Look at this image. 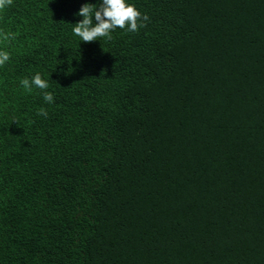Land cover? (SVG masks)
Wrapping results in <instances>:
<instances>
[{"label": "trees", "instance_id": "trees-1", "mask_svg": "<svg viewBox=\"0 0 264 264\" xmlns=\"http://www.w3.org/2000/svg\"><path fill=\"white\" fill-rule=\"evenodd\" d=\"M99 2L0 10V264H264V0Z\"/></svg>", "mask_w": 264, "mask_h": 264}, {"label": "clouds", "instance_id": "clouds-1", "mask_svg": "<svg viewBox=\"0 0 264 264\" xmlns=\"http://www.w3.org/2000/svg\"><path fill=\"white\" fill-rule=\"evenodd\" d=\"M12 2L13 0H0V10L10 6ZM75 15L82 17V19L72 24V32L84 43H91L100 38L111 40V33L117 28L137 32L140 28L145 27V22L149 20L146 14L142 15L127 0H100L99 4L84 3ZM93 18L95 23H93ZM0 38L8 40L11 38V34L0 32ZM9 59V53L0 50V66H3ZM20 83L29 91L35 86L42 91L46 103H54L53 94L47 91L49 84L39 73L34 74L30 79H22ZM38 114L46 117L47 111L41 108Z\"/></svg>", "mask_w": 264, "mask_h": 264}]
</instances>
